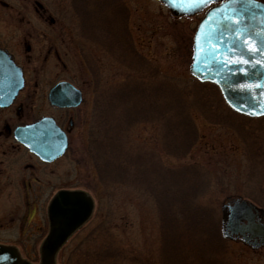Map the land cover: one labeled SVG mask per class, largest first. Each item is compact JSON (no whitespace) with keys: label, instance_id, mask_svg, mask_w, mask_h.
I'll use <instances>...</instances> for the list:
<instances>
[{"label":"rangeland","instance_id":"374dc122","mask_svg":"<svg viewBox=\"0 0 264 264\" xmlns=\"http://www.w3.org/2000/svg\"><path fill=\"white\" fill-rule=\"evenodd\" d=\"M70 1L75 0H0V32L33 30L41 35L26 67L24 87L9 107L0 108V244L15 246L24 259L37 263L47 233L46 208L51 196L61 189L81 190L93 198L94 210L57 252L56 264H67L68 258L69 264L88 261L91 244L113 255L115 264H157L165 251H172L161 231L157 203L134 183L99 179L85 153L95 93L84 60L98 68L105 86L127 72L94 41L79 35L80 23ZM120 1L128 9L127 26L134 48L157 67L158 79L186 81L192 77V35L203 13L178 17L158 0ZM21 16L22 25L15 20ZM49 16L54 18L53 24ZM58 80H68L82 90L78 107L55 109L48 103L47 91ZM17 106L22 107L18 115ZM44 115L52 116L68 131L69 146L63 156L42 163L13 139L11 129ZM193 118L196 143L179 158L166 154L165 135L161 136L158 127L150 123L133 127L125 144L146 157L134 158V163L145 165L151 174H156L158 164L201 166L204 175L193 179L205 180L207 185L205 191L197 192H202L198 199L204 198L221 220L222 204L234 198L250 200L264 209V116L241 115L233 127L210 123L198 112ZM140 161L145 163L140 165ZM226 239L228 264H264V246L253 249L238 237Z\"/></svg>","mask_w":264,"mask_h":264},{"label":"trees","instance_id":"16d2710c","mask_svg":"<svg viewBox=\"0 0 264 264\" xmlns=\"http://www.w3.org/2000/svg\"><path fill=\"white\" fill-rule=\"evenodd\" d=\"M70 3L80 23L79 35L94 41L127 72L121 80L105 86L100 82L98 68L84 60L95 93L85 153L98 178L110 183H134L157 203L160 224L167 228L162 226L161 231L172 249L165 251L162 262L157 264H228L221 219L202 201L204 198L198 199L202 192H197L205 191L207 182L193 178L204 175V168L194 164L178 168L158 164L156 174H151L143 165L145 162L140 161L141 167L134 163V158L146 157L127 146L124 138L133 127L150 123L159 128L161 136L165 135L166 154L179 158L190 152L198 137L194 112L210 123L228 127H233L241 115L227 106L213 83L193 77L186 81L158 79L157 67L134 48L127 26L128 9L120 0ZM88 247L93 249L82 264H115L113 255L106 254L102 246Z\"/></svg>","mask_w":264,"mask_h":264},{"label":"water","instance_id":"95a60500","mask_svg":"<svg viewBox=\"0 0 264 264\" xmlns=\"http://www.w3.org/2000/svg\"><path fill=\"white\" fill-rule=\"evenodd\" d=\"M159 1L174 16H190L204 11L192 37L190 74L200 82L214 83L226 104L235 112L250 117L263 116L264 1ZM249 46L257 51H248ZM241 59L247 63L228 62ZM22 86L20 69L9 62L6 75L0 73V108L11 104ZM47 100L58 108L76 107L82 101V93L71 82L60 80L48 89ZM69 124H72L71 120ZM12 135L44 162L60 157L68 146L66 133L51 116L17 125ZM93 207L91 196L84 191H56L47 205L49 228L39 248L38 262L24 259L12 245L0 244V264H55L58 249L74 230L88 220ZM222 208L226 211L224 236L240 234L248 243V232L255 229L261 244H264V225L253 221L256 208L252 203L237 198Z\"/></svg>","mask_w":264,"mask_h":264},{"label":"flooded vegetation","instance_id":"af4514ba","mask_svg":"<svg viewBox=\"0 0 264 264\" xmlns=\"http://www.w3.org/2000/svg\"><path fill=\"white\" fill-rule=\"evenodd\" d=\"M39 6L41 8V5ZM41 10L43 11L42 8ZM38 17L41 18L42 15H38ZM15 20L21 25L24 22L22 16L16 17ZM48 20L51 24L54 23V18H52L51 16H49ZM40 38H41V35H39L37 31L35 33V31L33 30L0 32V73L3 75H6L9 62H12L16 67L20 69L22 73V77H23L22 88H23L25 85V80H26L25 72H26L27 64H29V62L31 61V54L35 50H37V47H38L37 42ZM20 90L14 97L12 103L16 100ZM53 108L61 109V108H56V107H53ZM63 109L68 110L72 108H63ZM21 110H22V107L17 106L16 114L18 115L21 112ZM69 120H71V123H72L71 125H73L72 119L70 118ZM7 130L10 131V128L8 127ZM248 202L252 203L256 208V213L253 217V221L258 224L264 225V209L257 206L255 203L251 202L250 200H248ZM251 233L253 234V236H251ZM237 237L240 238V235L232 236V238H237ZM248 246H250L253 249H258L264 246V244H261L260 242V237L256 235L255 229L252 232H248Z\"/></svg>","mask_w":264,"mask_h":264},{"label":"snow or ice","instance_id":"6c2138e0","mask_svg":"<svg viewBox=\"0 0 264 264\" xmlns=\"http://www.w3.org/2000/svg\"><path fill=\"white\" fill-rule=\"evenodd\" d=\"M201 2H202V0H201ZM248 51H250V52H255V51H257V49L255 48V47H253V46H249L248 47ZM229 63H247V61L246 60H243V59H241V60H236V61H228ZM257 63H259V61L257 62Z\"/></svg>","mask_w":264,"mask_h":264}]
</instances>
